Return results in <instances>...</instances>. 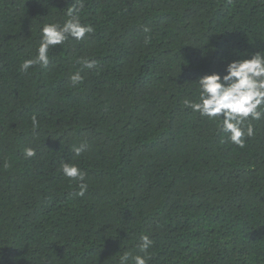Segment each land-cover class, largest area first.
Masks as SVG:
<instances>
[{
  "label": "trees",
  "instance_id": "16d2710c",
  "mask_svg": "<svg viewBox=\"0 0 264 264\" xmlns=\"http://www.w3.org/2000/svg\"><path fill=\"white\" fill-rule=\"evenodd\" d=\"M74 3L0 0V264H117L142 235L148 264H264V118L241 148L183 103L264 51V0H83L94 31L21 72Z\"/></svg>",
  "mask_w": 264,
  "mask_h": 264
},
{
  "label": "clouds",
  "instance_id": "9594fccd",
  "mask_svg": "<svg viewBox=\"0 0 264 264\" xmlns=\"http://www.w3.org/2000/svg\"><path fill=\"white\" fill-rule=\"evenodd\" d=\"M83 8V0H76V3L67 7L65 13L67 18L63 23H44L40 29L35 57L24 59L19 70L27 73L30 68L36 66L47 68L51 62L50 49L65 44L69 38L77 41L84 40L87 34L92 33L93 26L81 22L80 13ZM144 31L148 32L150 29L145 27ZM83 63L88 69L95 68L97 64L94 59L84 60ZM70 81L73 86H76L82 83L83 77L77 71L70 76ZM195 83L198 85V97L195 101L185 98L183 101L185 107L209 120L220 121V131L226 134L227 140L238 147H244L246 140L255 134L251 121L264 118V51L252 53L250 58L228 62L222 77L214 72L201 76ZM32 128L33 130L39 128V122L35 116L32 117ZM86 147V144L81 143L72 150L75 156L79 157ZM35 155L33 148L24 150L26 158H33ZM8 166L5 161L4 167ZM61 171L66 178L78 184L79 190L75 195L84 196L88 190L85 182L86 173L77 164L66 161L61 163ZM152 244L153 241L149 236L142 235L138 248L139 253L143 255L124 251L118 257L117 264H148L149 249Z\"/></svg>",
  "mask_w": 264,
  "mask_h": 264
}]
</instances>
